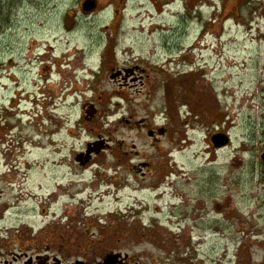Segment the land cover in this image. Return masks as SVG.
<instances>
[{
  "label": "rangeland",
  "instance_id": "1",
  "mask_svg": "<svg viewBox=\"0 0 264 264\" xmlns=\"http://www.w3.org/2000/svg\"><path fill=\"white\" fill-rule=\"evenodd\" d=\"M99 1L86 12L84 0H0V63L16 59L20 82H10L7 74L13 70L3 67L0 105H9L16 87L26 89L15 99L22 98V107L31 111L30 138L36 135L30 143L1 141L0 170L9 154H15L16 164L20 160L28 174L21 182L33 205L36 197L38 227L64 217L63 200L51 206L57 193L73 189H59L58 184L67 186L75 179L62 156L91 137L78 129L71 134L80 105L91 96L108 102L117 85L109 80L110 68L140 61L159 74V92L126 96L120 90L123 99L114 97L121 101L120 114H128L132 103L135 114L154 112L170 126L168 136L175 141L166 142L165 150H172V170L179 174V184L172 188L180 199L174 200L167 189L157 197L166 207L159 221L149 219L152 206L137 221L141 233L149 235L142 237L149 259L264 264V0H124L122 7L114 0ZM113 7L122 8L119 15ZM111 31L117 32V43L106 51ZM102 57L107 64L101 65ZM97 73L100 80L93 78ZM76 84L86 97L72 93ZM254 94L257 100L249 110ZM111 120L106 119V134ZM218 131H228L231 138L223 148L211 142ZM74 136L82 142H72ZM148 193L142 200L157 202L149 201ZM138 195L135 191V201L141 199ZM78 206L82 214L83 205ZM108 208L95 199L84 216L95 221L78 225L79 231L87 237L97 233L96 219L109 214ZM65 217L73 227L74 217ZM118 223L128 226L125 220ZM104 228L112 230L108 224Z\"/></svg>",
  "mask_w": 264,
  "mask_h": 264
},
{
  "label": "flooded vegetation",
  "instance_id": "2",
  "mask_svg": "<svg viewBox=\"0 0 264 264\" xmlns=\"http://www.w3.org/2000/svg\"><path fill=\"white\" fill-rule=\"evenodd\" d=\"M114 1L119 2L120 7L124 4V0ZM96 2L98 7L100 1L96 0ZM119 8H114L115 16L121 12L122 8ZM103 28L115 29V26ZM116 34V31H111L108 36L106 51L112 45L111 42L117 43V40H113ZM111 59L110 57L108 61H112ZM16 62L14 58H10L8 62L2 60L0 77L4 76L3 67L8 66L10 70H13L7 74L8 80L12 83L16 81L20 86L19 76L15 72ZM100 62L101 65L108 63L103 57ZM47 71L49 74V66ZM109 72L110 82L117 84L114 85L115 89L110 90L112 91L110 100L103 102L102 96L96 100L90 99L93 96L89 99L84 98L80 105V118L71 129V134L77 133L78 129L80 133L86 131L91 137L83 141V147L72 149L75 150L74 153L62 156L67 158L66 166L71 170L75 179H72L67 186L62 183L57 184L59 189H73L67 194L58 195L57 193V196L52 193L55 199L51 202V206L60 205V200H63L60 209L63 210V215L70 214L74 217L73 227L66 223V215L59 219L53 218L57 220L56 222L49 223L48 221L44 227H38L34 206L36 197L33 205L29 201L30 196H27L28 187L23 186L21 182L28 177V174L24 173L19 166L20 160L16 164V160L12 158L15 154H9L8 161L2 165L4 170H0V264L169 263L166 262L169 256H164L162 260L151 261L149 259L150 250L144 246L142 239L149 235L141 233L137 221L142 222L145 218L141 216H147L146 212L152 206V212L148 214L151 216L149 219L152 222H158V215L162 210L165 211L166 207L158 201L157 197L166 194L167 189L173 191L172 187L179 184V174L172 170L174 154L172 150L168 153L165 150V143H173L175 139L168 136L170 126L166 122L160 123L159 115L154 112L139 116L132 109L133 104L129 103L130 112L120 114L122 92L126 90L124 92L126 96L135 93L157 94L161 82L158 79L159 74L150 73L148 65L145 66L140 61L113 66ZM93 78L100 80L98 73ZM47 87L49 91V84ZM92 89L95 90L93 87ZM74 92H79L84 97L87 96L78 84L72 89V93ZM12 93L18 97L27 93V90L23 89L21 92V89L16 87ZM27 96L28 94L25 95ZM114 96L121 97L119 99ZM16 97H10L7 107L0 105V142L7 138L19 144L22 141L35 142L36 135L30 138L31 111L22 107V98L16 102ZM111 117L113 118L110 121L112 127L106 134V119H111ZM218 133L229 135L228 131H218ZM71 140L82 142L81 138L76 136ZM109 152L112 153L109 154ZM2 155L6 156V154ZM133 181L137 183V186L133 185ZM127 191H129L128 195ZM135 191L141 194L140 197L138 195V198H141L140 202L135 201ZM146 191L149 192V201L156 200L157 202L150 203L142 200V198L145 199ZM173 194L174 200L180 199L174 191ZM109 198L112 200L110 203L103 202ZM95 199L109 207V214L100 213V217L96 219L98 225H95L97 233L87 237L79 231L78 225H84L89 220L95 221L94 218L84 217H87L86 210L93 205ZM176 204L174 202L172 206ZM78 205H83L82 214L78 211L80 209ZM136 206L141 207L137 214L135 213ZM217 208L223 209L221 205ZM72 210L75 212H71ZM105 214L109 216H104ZM135 216L139 218L134 219ZM55 217H57L56 212ZM122 220L128 221L126 228L118 223ZM106 224L111 226L112 233L104 228ZM167 252L173 251L167 250ZM173 262L175 261L171 264ZM193 263V261L178 262V264Z\"/></svg>",
  "mask_w": 264,
  "mask_h": 264
},
{
  "label": "water",
  "instance_id": "3",
  "mask_svg": "<svg viewBox=\"0 0 264 264\" xmlns=\"http://www.w3.org/2000/svg\"><path fill=\"white\" fill-rule=\"evenodd\" d=\"M96 1L95 0H85L83 3V10L86 12L92 11L96 8ZM212 142L215 147L220 148L226 146L230 142V138L228 135L224 133H217L212 136Z\"/></svg>",
  "mask_w": 264,
  "mask_h": 264
},
{
  "label": "bare ground",
  "instance_id": "4",
  "mask_svg": "<svg viewBox=\"0 0 264 264\" xmlns=\"http://www.w3.org/2000/svg\"><path fill=\"white\" fill-rule=\"evenodd\" d=\"M234 24H235V22H234ZM194 48H196V47L194 46ZM246 97H247V96H246ZM246 97H245V98H246ZM249 99H250V103H251V104H250V106L248 105L247 108H249V110H251V109H252V104L255 102V100H257V95H256V94L251 95ZM258 114H259V113H258ZM262 117L264 118V114H263Z\"/></svg>",
  "mask_w": 264,
  "mask_h": 264
}]
</instances>
